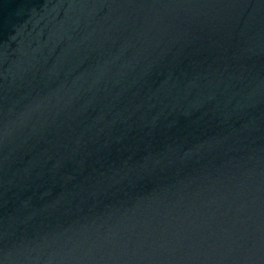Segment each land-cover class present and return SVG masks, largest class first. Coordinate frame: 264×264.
Wrapping results in <instances>:
<instances>
[{
	"label": "water",
	"instance_id": "95a60500",
	"mask_svg": "<svg viewBox=\"0 0 264 264\" xmlns=\"http://www.w3.org/2000/svg\"><path fill=\"white\" fill-rule=\"evenodd\" d=\"M0 264H264V0H0Z\"/></svg>",
	"mask_w": 264,
	"mask_h": 264
}]
</instances>
